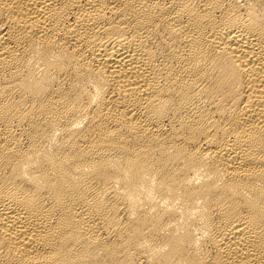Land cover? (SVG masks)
<instances>
[{"label": "bare ground", "instance_id": "bare-ground-1", "mask_svg": "<svg viewBox=\"0 0 264 264\" xmlns=\"http://www.w3.org/2000/svg\"><path fill=\"white\" fill-rule=\"evenodd\" d=\"M0 264H264V0H0Z\"/></svg>", "mask_w": 264, "mask_h": 264}]
</instances>
